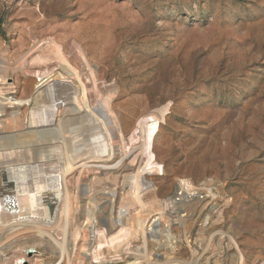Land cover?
Returning <instances> with one entry per match:
<instances>
[{"label": "rangeland", "instance_id": "rangeland-1", "mask_svg": "<svg viewBox=\"0 0 264 264\" xmlns=\"http://www.w3.org/2000/svg\"><path fill=\"white\" fill-rule=\"evenodd\" d=\"M46 68L66 82L80 74L91 108L109 101L121 126L106 108L74 120L71 136L81 139L101 135L104 118L117 153L78 164L69 178L81 204L67 236L86 221L78 215L84 204L101 217L113 205L120 222L163 209L157 226L146 221L136 237L126 227L108 231L109 218L84 223L66 258L21 248L40 239L21 233L13 249L0 250V264L20 255L22 264H237L241 256L264 264V0H0V99L32 97ZM23 106L24 120L1 117L0 134L19 132ZM66 110L58 117L71 116ZM176 193L194 203L187 216L173 209Z\"/></svg>", "mask_w": 264, "mask_h": 264}, {"label": "bare ground", "instance_id": "bare-ground-1", "mask_svg": "<svg viewBox=\"0 0 264 264\" xmlns=\"http://www.w3.org/2000/svg\"><path fill=\"white\" fill-rule=\"evenodd\" d=\"M43 59V57L40 58V60ZM21 69L27 75L32 74L31 71L22 66ZM38 76L40 77V84L32 97L11 96L14 92H9L10 95L0 99V123H3L2 116H8L12 120L11 124L13 121L24 120L26 115L21 111V107L23 105L28 106L27 121L25 124H21L23 127L20 126L19 132L0 134L1 253L6 252L8 248L13 249L14 237L21 233L33 232L40 239L23 241L21 248H50L53 253H59L61 258H66L71 250L76 249L78 231L85 227L83 226L84 223L87 225L93 222L94 226H99L104 224L103 222L108 218V223L107 221L105 223L108 226V231L111 232L118 226L120 228L126 227L132 231V237H136L137 229L139 227L142 229L146 221L148 222L146 226L148 227L151 223L150 226L154 229L157 225L155 224L156 218L153 220V217L158 214L157 211L163 209L161 205L155 206L152 212L156 213L152 216H150V212L136 211L135 215L122 219L120 222L116 219V209L113 211V205L106 211L108 212L107 216L101 217L100 214L103 215L105 212L102 211L99 214V208L96 211L87 210L84 204L80 206L78 215L84 217L86 221L75 228L73 237L70 235L72 241L71 237L67 236L68 229L72 226L71 220L75 214V207H78L80 203L78 201L79 194L71 191L69 178L77 171L78 164L81 163L83 166L88 162L112 161L117 153L113 145L114 141H111L109 124L101 116L98 117L101 122L97 125L101 127V135L79 139L78 136H71L72 126L75 123L74 120L79 118L82 119L81 123L91 121L89 117L93 114L98 115L103 108L110 112V103L109 101H102L99 109L96 111L92 109L88 89L80 74H78L77 81L66 82L65 80L68 79L61 71L57 69L50 71L49 68H46V71L39 73ZM5 79L7 80V76ZM5 79L4 81H6ZM62 107L67 108L66 111L71 116L58 117ZM82 108H85L86 111L84 115L78 118L72 116ZM110 113L112 114V112ZM112 117L114 124L121 132L118 117L115 114H112ZM100 127L96 128L99 130ZM91 131L94 133L93 128ZM82 146H84L83 149ZM146 149L147 140L142 137L140 138V145L137 146V151L139 154H143ZM135 160H132V165H134ZM107 168L113 167L108 165ZM140 177L138 175L134 181L135 189L141 184L139 183ZM80 191L82 193L84 188L81 187ZM176 195L178 193L171 197L175 213L181 214L182 217L187 216L186 210L194 203L190 204L188 203L189 200L186 201L183 198L178 199L175 197ZM111 202L113 204V201ZM131 207L129 206L128 209ZM113 213L114 218H112ZM62 229L65 233V235L63 234L64 239L58 236ZM102 237L104 234L100 233V238ZM104 244L105 242L101 241L95 245L93 251H90V255L94 258L97 248L101 254L100 250L105 246ZM36 255L38 256V254ZM23 258H27V256H15L12 263L22 264ZM1 259L2 254H0V262ZM237 260V264L244 262L243 256Z\"/></svg>", "mask_w": 264, "mask_h": 264}]
</instances>
